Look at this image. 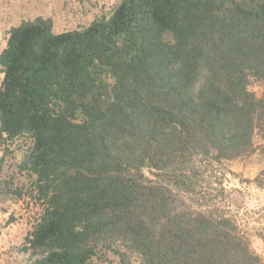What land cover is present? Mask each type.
Segmentation results:
<instances>
[{
    "label": "trees",
    "instance_id": "16d2710c",
    "mask_svg": "<svg viewBox=\"0 0 264 264\" xmlns=\"http://www.w3.org/2000/svg\"><path fill=\"white\" fill-rule=\"evenodd\" d=\"M4 40L0 140H29L17 168L42 207L27 264H261L211 177L264 138V0H119Z\"/></svg>",
    "mask_w": 264,
    "mask_h": 264
},
{
    "label": "rangeland",
    "instance_id": "374dc122",
    "mask_svg": "<svg viewBox=\"0 0 264 264\" xmlns=\"http://www.w3.org/2000/svg\"><path fill=\"white\" fill-rule=\"evenodd\" d=\"M119 0H0V50L5 45V32L21 20L41 15L50 17L55 32L88 25L101 14H108ZM1 77V74H0ZM261 83L251 85L258 95L264 90ZM29 140L17 138L0 140V264H27L31 249L26 235L41 212V204L30 198L33 176L20 172L17 165L27 150ZM252 152L223 162V169L211 179L229 192L221 205L228 209L250 239V247L264 264V185L258 186L255 177L264 180V138L254 136ZM263 146V147H262ZM264 182V181H263ZM220 185V183H219ZM21 190L19 196L17 191ZM25 193V194H24ZM33 256H41L37 252ZM93 264H124L112 251L102 248ZM129 264H139L130 256Z\"/></svg>",
    "mask_w": 264,
    "mask_h": 264
}]
</instances>
